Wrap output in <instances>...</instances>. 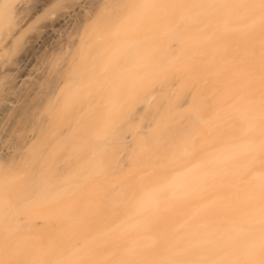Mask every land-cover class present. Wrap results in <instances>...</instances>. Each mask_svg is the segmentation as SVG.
Here are the masks:
<instances>
[{
  "label": "bare ground",
  "instance_id": "1",
  "mask_svg": "<svg viewBox=\"0 0 264 264\" xmlns=\"http://www.w3.org/2000/svg\"><path fill=\"white\" fill-rule=\"evenodd\" d=\"M94 2L0 0V264H264V0Z\"/></svg>",
  "mask_w": 264,
  "mask_h": 264
},
{
  "label": "rangeland",
  "instance_id": "2",
  "mask_svg": "<svg viewBox=\"0 0 264 264\" xmlns=\"http://www.w3.org/2000/svg\"><path fill=\"white\" fill-rule=\"evenodd\" d=\"M100 1L101 0H95V2H94V6H92L93 8H92V10H94L96 7H97V5L100 3ZM97 9V8H96ZM95 9V10H96ZM95 12V11H94ZM83 21V16H82V14H77L75 17H74V19L72 20V22H71V24H67V28H68V30H72L77 24H80L81 22ZM34 30V29H33ZM30 31H32V30H30ZM134 138V136L132 135V132H128L127 134H126V140L127 141H131L132 139ZM123 155H125V153H123ZM125 157V156H124ZM126 163H128V164H130V162H129V160H126L125 161ZM132 166L133 165H130L129 166V168H132Z\"/></svg>",
  "mask_w": 264,
  "mask_h": 264
}]
</instances>
